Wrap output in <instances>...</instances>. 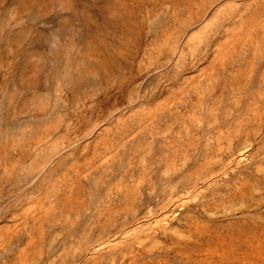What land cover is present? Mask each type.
<instances>
[{
    "label": "rangeland",
    "instance_id": "rangeland-1",
    "mask_svg": "<svg viewBox=\"0 0 264 264\" xmlns=\"http://www.w3.org/2000/svg\"><path fill=\"white\" fill-rule=\"evenodd\" d=\"M0 264H264V0H0Z\"/></svg>",
    "mask_w": 264,
    "mask_h": 264
}]
</instances>
